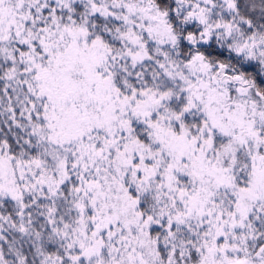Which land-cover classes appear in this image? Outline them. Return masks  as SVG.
<instances>
[{"label": "snow or ice", "instance_id": "obj_1", "mask_svg": "<svg viewBox=\"0 0 264 264\" xmlns=\"http://www.w3.org/2000/svg\"><path fill=\"white\" fill-rule=\"evenodd\" d=\"M0 264H264V0H0Z\"/></svg>", "mask_w": 264, "mask_h": 264}]
</instances>
